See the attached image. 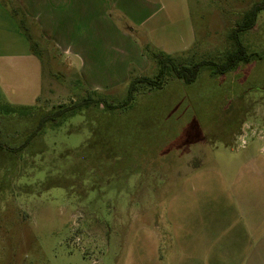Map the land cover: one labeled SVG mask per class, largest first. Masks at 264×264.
I'll use <instances>...</instances> for the list:
<instances>
[{"label":"rangeland","instance_id":"374dc122","mask_svg":"<svg viewBox=\"0 0 264 264\" xmlns=\"http://www.w3.org/2000/svg\"><path fill=\"white\" fill-rule=\"evenodd\" d=\"M263 1L2 0L38 55L15 47L2 12L0 264H264V129L243 148L239 134L228 136L242 102L257 97L248 91L264 84V9L240 34L248 63L222 75L205 67L192 85L170 78L123 110L94 105L24 145L59 105L91 92L122 101L131 80L157 74L152 52L223 62L233 29ZM100 10L117 31L90 21ZM80 13L97 50L65 54L54 38L78 42ZM26 107L33 112L22 115ZM256 109L261 125L264 101ZM256 246L262 253L250 259Z\"/></svg>","mask_w":264,"mask_h":264},{"label":"trees","instance_id":"16d2710c","mask_svg":"<svg viewBox=\"0 0 264 264\" xmlns=\"http://www.w3.org/2000/svg\"><path fill=\"white\" fill-rule=\"evenodd\" d=\"M263 9L264 1L249 10L244 15L242 21L233 29L230 39L234 42L235 49L225 57L223 62L200 61L194 64H184L176 62L171 56L163 52H152V57L157 61L158 65L157 74L154 77L142 76L131 80L125 98L122 101L112 103L105 98L99 97L98 92H91L78 101L66 105H59L53 111L45 113L40 117L36 129L29 135L24 145L29 144L35 137L41 136L46 128L60 127L66 120L81 114L94 105H99V107L104 106V109L108 111L123 110L132 105L137 94L162 89L171 80L170 78H175L185 85H192L197 81L202 69L205 67L211 66L213 67L212 71L215 75H222L233 70L242 62L248 63L251 60V56L248 54L247 48L242 44L240 34L255 27L259 14ZM10 13L15 19L19 16L18 11H10ZM19 26L21 32L30 42L31 52L34 55H38L37 45L33 41L32 36L23 29L22 19H19ZM3 109L8 114L14 113L16 110L13 106L9 105L3 107ZM21 110H23L20 112L22 115L27 114V112H33L32 107L22 108ZM0 147H3L1 142Z\"/></svg>","mask_w":264,"mask_h":264},{"label":"crops","instance_id":"0c3cea01","mask_svg":"<svg viewBox=\"0 0 264 264\" xmlns=\"http://www.w3.org/2000/svg\"><path fill=\"white\" fill-rule=\"evenodd\" d=\"M25 4H26L25 7H28V5L31 6L30 2H27L26 1ZM79 7H81L80 4H79ZM4 9H5V6L3 5L2 0H0V21H1V28H2V12H3L4 18H6L7 20L10 19V22H9V24L11 25L10 27L14 30V33H13L14 40L17 43V45H15V47L21 48L20 50H29V53H28L29 58L30 57L31 58L32 57H36L31 52L32 49H31V46H30V42L28 41L27 37L21 32L17 20L12 17V15L10 14V11L7 8L5 9L6 11ZM28 16H30L31 20H33L34 22H37L38 23L41 31L45 35L48 36L49 34L53 33V31H51V28L49 26L50 24L47 21H45L41 15H38V14H31V15H29L28 14ZM96 16L97 15H90L89 16V18H91L90 21L92 23H96V22L103 23V22H105L106 27H108L107 30L114 29L115 31H117L116 28H115V26L113 25V21L107 15V13H104V12H102L100 10V14H98V17L97 18H95ZM87 19H88V16L87 15H83V14L80 13L79 18H78L79 23H80V30H79L78 36L77 37L75 36L78 39V42H76L74 39H70V36L68 34H63L61 37H59V36L57 37L56 35L53 34L54 36H50L49 35L48 36L49 37L48 39L54 38L56 36L54 38L55 39V42H56V46L58 47L59 50L64 51L65 54L66 53L67 54H71L70 53L71 50H97V45H94V47H93L91 43L89 45L87 43L88 33H87L86 27H85V24L88 21ZM102 31H103V26H98L96 28V31L94 32L95 40H97V39L99 40L100 38H102V35H103ZM24 38L27 39L26 40L27 41V44L23 40ZM63 39L64 40L65 39H69V40L63 41ZM0 50H1L0 53H2V42H0ZM80 53L81 52L78 51L77 54L76 53L75 54L76 55H79ZM141 56H142V53H141ZM86 78H87V76H86ZM85 80L87 82V79H85ZM94 86H95V88L98 87L96 84H94ZM263 242H264V240L261 239L260 240V243H259V246L261 244H263ZM257 248H260V247L256 246L250 252V254H249V258L250 259H254L255 260L256 258L260 257L262 251L259 250V249H257Z\"/></svg>","mask_w":264,"mask_h":264},{"label":"flooded vegetation","instance_id":"af4514ba","mask_svg":"<svg viewBox=\"0 0 264 264\" xmlns=\"http://www.w3.org/2000/svg\"><path fill=\"white\" fill-rule=\"evenodd\" d=\"M252 88L248 91V93H252L257 97H249L246 101L242 102L239 109L241 117L239 118L238 126L234 131L231 132V134L229 133L228 135L229 138L233 140L236 134H239L240 138L242 139V148L248 146L250 139L253 142L255 139H257L255 136L256 133H253V131L255 132L258 128L264 129V122L259 125V117L256 109L257 104L261 101H264V84L254 85ZM262 119H264V116L261 118V120ZM248 123H250L253 128L248 126ZM261 149L260 151L263 154Z\"/></svg>","mask_w":264,"mask_h":264}]
</instances>
